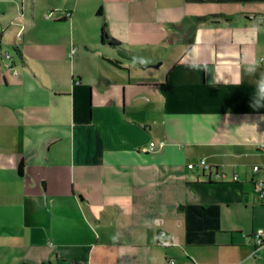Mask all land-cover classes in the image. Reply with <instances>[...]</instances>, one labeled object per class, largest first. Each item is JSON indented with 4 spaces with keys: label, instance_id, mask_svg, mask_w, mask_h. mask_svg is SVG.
Returning a JSON list of instances; mask_svg holds the SVG:
<instances>
[{
    "label": "crops",
    "instance_id": "crops-1",
    "mask_svg": "<svg viewBox=\"0 0 264 264\" xmlns=\"http://www.w3.org/2000/svg\"><path fill=\"white\" fill-rule=\"evenodd\" d=\"M22 1L0 0V49L15 53L0 56V264H164L160 230L177 241L175 264H264V248L252 255L264 228L256 0H83L96 34L89 69L63 37L41 50L22 33L36 51L25 54L4 19ZM208 14L220 17L194 19ZM103 22L121 43L100 41ZM200 160L211 170L187 167Z\"/></svg>",
    "mask_w": 264,
    "mask_h": 264
},
{
    "label": "rangeland",
    "instance_id": "rangeland-1",
    "mask_svg": "<svg viewBox=\"0 0 264 264\" xmlns=\"http://www.w3.org/2000/svg\"><path fill=\"white\" fill-rule=\"evenodd\" d=\"M257 6H260L264 9V0H256ZM83 0H36L35 3H33L31 0H23L18 4V7L16 9H10L5 14V21L6 26L9 24L11 25V29H20V32L17 37V42L20 44V47L24 50L25 54L33 55L36 54V51L31 48L30 46H26L25 39L22 35V33H25V36H28L37 42L41 50L45 48L46 41L52 42L57 41L56 38L63 37L64 40L68 43L69 48L74 47V50L76 51L75 56L77 55H83V59L78 62L77 66L82 67L86 65V67L89 69L90 64L94 61L92 58H94L93 53L90 51V46L92 44L93 37L96 36L93 30L92 23L93 18H89L87 14H83ZM70 9L73 12L69 11ZM81 9V10H80ZM258 9V7H257ZM70 12L71 16H68L67 13ZM45 14L49 15L50 20H44L43 16ZM61 15H65L64 17L67 18L69 23L67 25H61V26H54V28H51L50 22H53L56 19H59L58 17ZM10 26L7 27L9 29ZM117 43H121V41H117ZM49 45V44H47ZM67 47H64L66 49ZM3 52L5 49L10 50L13 54L14 50L12 47L3 45ZM129 50H132L128 48ZM57 54L59 56H62L63 54V47L61 46L58 48ZM67 56V52L65 53ZM61 59V58H60ZM66 59L69 61V58L66 57ZM74 59V58H73ZM63 61V62H62ZM62 63H65L63 65L65 72L67 71L69 66L64 62V59H61ZM160 64H155V66L150 67L148 69L152 70L153 72H157L159 70ZM151 71V72H152ZM150 73V71L148 72ZM76 79V77H74ZM71 76L67 77L63 80V82L66 83V85L70 83ZM146 121H148L150 124L159 125L161 123L162 117H159L157 113H153L151 111L145 112ZM160 126V125H159ZM153 136L156 139L157 130L154 129ZM176 241V240H175ZM177 242V241H176ZM176 242L173 246H176ZM173 246L168 247V258H171L173 256L170 255V250H172ZM161 250H163V246L159 247ZM177 253H179L178 249H173ZM177 261L181 259V256H176Z\"/></svg>",
    "mask_w": 264,
    "mask_h": 264
},
{
    "label": "built area",
    "instance_id": "built-area-1",
    "mask_svg": "<svg viewBox=\"0 0 264 264\" xmlns=\"http://www.w3.org/2000/svg\"><path fill=\"white\" fill-rule=\"evenodd\" d=\"M68 16H71V13L68 12L67 13ZM45 17L48 18L49 15L45 14ZM254 16H252L253 18ZM255 18V17H254ZM259 22L264 24V14L260 17ZM74 49L71 50L70 54L74 53ZM0 56L4 59H8V53L7 52H2L0 49ZM262 61L264 62V58H262ZM165 145V140H161L159 142H155L152 141L150 142L148 149H144L145 151L149 150V151H153L156 150L158 148H161ZM260 149L264 152V142H262L260 144ZM190 170H195V169H201V170H211V167L209 164H207L205 162V160H200L197 164H189L187 166ZM253 171L254 172H259L262 171L264 172V163L261 165H254L253 166ZM223 176V175H222ZM234 180L238 179V175L234 174L233 176ZM255 186L256 189L258 191V196H259V200L261 202H264V178H258L255 180ZM254 240H255V248L253 250L252 255L253 256H258V252L260 249L264 248V228H260L258 229L254 234H253ZM157 243L160 246L163 247H169L171 245H173L175 243L174 238L173 237H169L167 236V233L164 230H160L158 232V237H157ZM175 258H166L164 264H175ZM231 264H243L242 262H235V263H231Z\"/></svg>",
    "mask_w": 264,
    "mask_h": 264
},
{
    "label": "trees",
    "instance_id": "trees-1",
    "mask_svg": "<svg viewBox=\"0 0 264 264\" xmlns=\"http://www.w3.org/2000/svg\"><path fill=\"white\" fill-rule=\"evenodd\" d=\"M98 14H100V10L98 11ZM216 17H220L218 14H208V15H204V16H196L194 19L196 22H206V21H213L214 18ZM100 41L102 43H108L110 45H118V43L114 40V38L109 34L108 32V28H107V24L105 22L102 23L101 29H100ZM8 53V60L11 59V54L10 52ZM108 61L116 66H120L119 62L117 60H113V59H108ZM23 166H24V162H20L19 166H18V171L20 174H23Z\"/></svg>",
    "mask_w": 264,
    "mask_h": 264
},
{
    "label": "clouds",
    "instance_id": "clouds-1",
    "mask_svg": "<svg viewBox=\"0 0 264 264\" xmlns=\"http://www.w3.org/2000/svg\"><path fill=\"white\" fill-rule=\"evenodd\" d=\"M259 71V62H252L246 66L245 72L255 76ZM255 91L253 93V106H264V72H259V78L254 81Z\"/></svg>",
    "mask_w": 264,
    "mask_h": 264
}]
</instances>
